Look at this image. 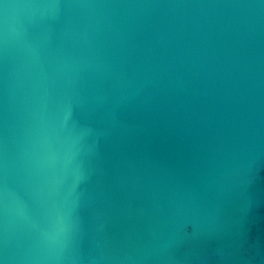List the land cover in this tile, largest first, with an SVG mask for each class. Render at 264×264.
Masks as SVG:
<instances>
[{"label": "water", "instance_id": "obj_1", "mask_svg": "<svg viewBox=\"0 0 264 264\" xmlns=\"http://www.w3.org/2000/svg\"><path fill=\"white\" fill-rule=\"evenodd\" d=\"M0 264H264V0H0Z\"/></svg>", "mask_w": 264, "mask_h": 264}]
</instances>
